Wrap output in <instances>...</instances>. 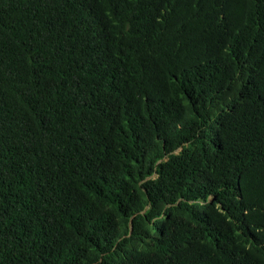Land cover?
Wrapping results in <instances>:
<instances>
[{
	"label": "trees",
	"instance_id": "obj_1",
	"mask_svg": "<svg viewBox=\"0 0 264 264\" xmlns=\"http://www.w3.org/2000/svg\"><path fill=\"white\" fill-rule=\"evenodd\" d=\"M0 264H264V0H0Z\"/></svg>",
	"mask_w": 264,
	"mask_h": 264
}]
</instances>
